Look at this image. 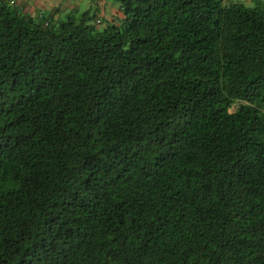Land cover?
<instances>
[{
  "label": "trees",
  "instance_id": "1",
  "mask_svg": "<svg viewBox=\"0 0 264 264\" xmlns=\"http://www.w3.org/2000/svg\"><path fill=\"white\" fill-rule=\"evenodd\" d=\"M118 2L0 0V264H264V0Z\"/></svg>",
  "mask_w": 264,
  "mask_h": 264
},
{
  "label": "crops",
  "instance_id": "2",
  "mask_svg": "<svg viewBox=\"0 0 264 264\" xmlns=\"http://www.w3.org/2000/svg\"><path fill=\"white\" fill-rule=\"evenodd\" d=\"M19 3V5L26 9L27 11H33L35 13H39L41 11L44 12V15L52 17L56 20H60L66 17L70 13H76L77 11L81 12V3H93L99 2V0H14ZM63 1V2H62ZM241 1H250V0H241ZM65 5V7H62ZM97 5V4H96ZM101 5L96 6L94 11L98 10L99 16L111 17L118 16L120 5L118 3L117 6L111 5L109 0H101ZM100 7V8H99ZM92 7L90 6V8ZM84 10V11H86Z\"/></svg>",
  "mask_w": 264,
  "mask_h": 264
},
{
  "label": "rangeland",
  "instance_id": "3",
  "mask_svg": "<svg viewBox=\"0 0 264 264\" xmlns=\"http://www.w3.org/2000/svg\"><path fill=\"white\" fill-rule=\"evenodd\" d=\"M234 1H241V0H234ZM63 2V1H62ZM109 2H110V4L111 5H114V6H117L118 5V0H109ZM250 3H251V0H250ZM97 4V5H96ZM90 6L92 7V9H95L96 8V6H100V7H102V5H101V0H99V2H93V3H85V2H82L81 3V10H82V12L84 11V10H86L87 8H90ZM62 7H65V5H63ZM99 7V8H100ZM96 11H98V10H96Z\"/></svg>",
  "mask_w": 264,
  "mask_h": 264
},
{
  "label": "clouds",
  "instance_id": "4",
  "mask_svg": "<svg viewBox=\"0 0 264 264\" xmlns=\"http://www.w3.org/2000/svg\"><path fill=\"white\" fill-rule=\"evenodd\" d=\"M44 13H43V11H41V15H43Z\"/></svg>",
  "mask_w": 264,
  "mask_h": 264
}]
</instances>
